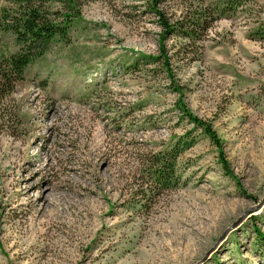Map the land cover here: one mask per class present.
<instances>
[{
    "label": "rangeland",
    "instance_id": "1",
    "mask_svg": "<svg viewBox=\"0 0 264 264\" xmlns=\"http://www.w3.org/2000/svg\"><path fill=\"white\" fill-rule=\"evenodd\" d=\"M38 1L69 27L0 90V264H264V0L192 40L162 20L223 0Z\"/></svg>",
    "mask_w": 264,
    "mask_h": 264
},
{
    "label": "trees",
    "instance_id": "2",
    "mask_svg": "<svg viewBox=\"0 0 264 264\" xmlns=\"http://www.w3.org/2000/svg\"><path fill=\"white\" fill-rule=\"evenodd\" d=\"M11 5L0 7V33L10 35L17 43V48L11 53H0V90L5 86L12 88L17 80L23 76L25 69L38 58L42 57L54 41H62L67 38L69 19L67 16L57 21L43 9L42 1L38 0H7ZM239 4V0H223L214 4L212 9L203 14L177 20L175 25L162 20V27L168 32L176 31L180 36L192 40L199 30H204L208 24L227 15V12ZM165 31V32H166ZM179 90V87H176ZM182 112L194 124L198 125L209 136L211 141L219 146L218 137L212 125L206 120L192 114L184 105ZM223 165L225 160L222 152L219 153ZM171 164L158 163L153 165L155 175L169 178L173 171ZM157 159V158H156ZM159 159V158H158ZM169 169V170H168Z\"/></svg>",
    "mask_w": 264,
    "mask_h": 264
},
{
    "label": "bare ground",
    "instance_id": "3",
    "mask_svg": "<svg viewBox=\"0 0 264 264\" xmlns=\"http://www.w3.org/2000/svg\"><path fill=\"white\" fill-rule=\"evenodd\" d=\"M90 191H91V189H90ZM76 194L79 195V194H82V192L79 190V191L76 192ZM38 199H40V202H38V203L35 200H31L30 201L31 207L35 208V211H36L37 214L40 215V214L47 213L48 215H53V214H55L57 212V206L58 205L55 202H51V201L43 202L46 199V197H45V199H43V194H41L38 197ZM86 202H87V200H86ZM184 241L186 243L185 247L189 246L190 241H191L190 238L189 239H184Z\"/></svg>",
    "mask_w": 264,
    "mask_h": 264
},
{
    "label": "water",
    "instance_id": "4",
    "mask_svg": "<svg viewBox=\"0 0 264 264\" xmlns=\"http://www.w3.org/2000/svg\"><path fill=\"white\" fill-rule=\"evenodd\" d=\"M248 213V211H245L242 215H240L231 225H230V228H232V227H235L242 219H243V217H244V215H246ZM224 234H225V232L221 235V237L222 236H224ZM220 237V238H221Z\"/></svg>",
    "mask_w": 264,
    "mask_h": 264
}]
</instances>
